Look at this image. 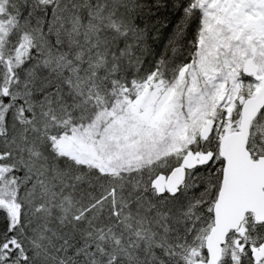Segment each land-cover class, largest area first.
I'll list each match as a JSON object with an SVG mask.
<instances>
[{
    "label": "snow or ice",
    "instance_id": "1",
    "mask_svg": "<svg viewBox=\"0 0 264 264\" xmlns=\"http://www.w3.org/2000/svg\"><path fill=\"white\" fill-rule=\"evenodd\" d=\"M0 264H264V0H0Z\"/></svg>",
    "mask_w": 264,
    "mask_h": 264
}]
</instances>
